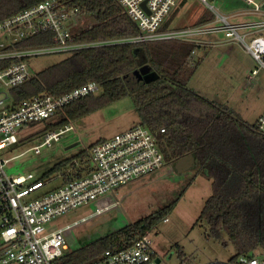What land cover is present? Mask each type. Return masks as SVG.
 <instances>
[{
  "label": "trees",
  "instance_id": "16d2710c",
  "mask_svg": "<svg viewBox=\"0 0 264 264\" xmlns=\"http://www.w3.org/2000/svg\"><path fill=\"white\" fill-rule=\"evenodd\" d=\"M41 0H0V20ZM66 8L80 11L92 7L99 10L95 23L72 31L77 41L124 38L136 34L135 22L116 0H58ZM175 9L166 16L162 28L173 20ZM212 14L196 18L193 24L206 21ZM53 31L39 30L14 42L25 48L53 42ZM12 46H9L10 48ZM199 45L178 39L145 42H118L76 49L59 61L39 70L34 76L9 89L13 105L23 99L46 92L60 95L88 81H95L100 91L80 96L65 104L51 118L43 119L34 132L19 137L42 135L45 131L67 125L105 105L129 95L138 114V123L151 130L164 127L159 145L165 162L191 155L194 166L211 179V193L205 199L194 224L208 223L209 236L220 238L224 232L234 247V254L225 262L236 264L240 256L264 254V134L256 123L240 120L226 105L210 99L188 86L202 57L192 50ZM149 63L159 77L149 83L133 86L127 74L140 64ZM50 118V117H49ZM36 122H31L33 124ZM82 163L64 180L82 175L91 169L87 149L78 152ZM63 159L44 171L45 179L72 166ZM183 193V192H182ZM137 220L79 247L65 250L56 264H94L107 249L131 245L146 231H151L167 218L182 195ZM179 255L182 256L180 250Z\"/></svg>",
  "mask_w": 264,
  "mask_h": 264
},
{
  "label": "built area",
  "instance_id": "2783aa9c",
  "mask_svg": "<svg viewBox=\"0 0 264 264\" xmlns=\"http://www.w3.org/2000/svg\"><path fill=\"white\" fill-rule=\"evenodd\" d=\"M122 11L136 24L138 32L124 38L96 41H77L66 20L80 11L66 8L58 0H41L0 20V264H56L66 247L65 232L72 224L52 230L45 223L84 203L96 207L91 213H101L118 201V187L161 167L164 155L159 145V134L164 127L151 130L135 124L125 131L99 139L87 147L91 169L82 175L68 178L61 185L29 195L45 185L47 179L31 172L11 175L5 171L8 158L2 151L18 141L27 123L53 116L70 101L100 91L95 81H88L60 95L46 92L23 99L13 105L9 89L32 77L27 58L42 53H70L79 48L118 42H145L178 39L206 45L203 34L223 33L228 40L238 41L264 69V0H242L249 4L247 13L259 16L253 20L231 21L207 0L212 17L196 24L162 28V24L179 0H116ZM53 31L51 44L16 48L12 44L39 30ZM9 46H12L11 48ZM195 49L192 50V53ZM258 68H253L250 76ZM257 130L264 134V109L256 120ZM71 126L64 125L45 131L39 144L31 149L38 152L44 144L58 140ZM63 171L79 168L82 159ZM56 172V173H58ZM60 174V175H61ZM87 217V215H86ZM165 218L164 220H166ZM158 251L152 245L149 231L122 249H107L94 264H159ZM236 264H264V254L240 256Z\"/></svg>",
  "mask_w": 264,
  "mask_h": 264
},
{
  "label": "rangeland",
  "instance_id": "374dc122",
  "mask_svg": "<svg viewBox=\"0 0 264 264\" xmlns=\"http://www.w3.org/2000/svg\"><path fill=\"white\" fill-rule=\"evenodd\" d=\"M221 12L229 14L231 21L253 20L258 15L247 13L249 4L242 0H207ZM175 15L168 27L192 25L199 16L209 14L210 9L201 0H179L173 7ZM99 10L96 7L72 14L66 23L72 31L96 22ZM264 33V31H263ZM207 47H196L194 57L202 60L188 81V86L208 98L226 105L237 117L253 123L264 106V69L259 67L251 54L238 41L228 40L223 33L200 36ZM210 39H217L213 44ZM203 45V44H201ZM206 50V51H205ZM66 53H42L27 58L28 70L34 76L39 70L55 63ZM253 68H258L250 76ZM53 119V118H48ZM138 114L129 95H126L89 114L70 121L71 127L49 144H44L38 152L31 149L43 138L40 134L19 140L2 151L8 158L5 171L11 175L31 172L35 177L63 159H76L78 152L87 149L93 142L125 131L138 123ZM41 122L27 123L19 137L36 131ZM58 172L47 179L45 185L32 192L29 197L50 190L64 181ZM183 192V193H182ZM167 219L159 222L149 238L161 255L159 264H207L213 261H227L235 252L233 245L223 232L220 238L209 236L208 223L199 220L194 224L205 199L211 193V179L193 166L176 171L171 163L164 164L138 177L116 190L117 203L101 213H93V203H84L76 208L53 217L45 223L46 230L56 229L85 217L71 225L65 232L66 249H73L101 237L126 223L143 217L157 208L177 198ZM87 215V217H86ZM180 250L182 256L179 255Z\"/></svg>",
  "mask_w": 264,
  "mask_h": 264
},
{
  "label": "water",
  "instance_id": "95a60500",
  "mask_svg": "<svg viewBox=\"0 0 264 264\" xmlns=\"http://www.w3.org/2000/svg\"><path fill=\"white\" fill-rule=\"evenodd\" d=\"M128 81L133 86H140L159 77L158 72L147 62L140 64L136 69L127 74ZM195 160L193 156L186 155L173 162L176 171H183L193 167Z\"/></svg>",
  "mask_w": 264,
  "mask_h": 264
},
{
  "label": "crops",
  "instance_id": "0c3cea01",
  "mask_svg": "<svg viewBox=\"0 0 264 264\" xmlns=\"http://www.w3.org/2000/svg\"><path fill=\"white\" fill-rule=\"evenodd\" d=\"M217 39H210V40H208V42H210L211 44H213L215 41H216ZM199 46H203V48L205 49L206 47H207V45H199ZM196 51V50H195ZM206 51V50H205ZM194 53H197V52H194ZM193 53V54H194ZM197 56H199V55H197ZM250 75V74H249ZM189 87H191V86H189ZM191 88H193L194 90H195V88L194 87H191ZM197 91V90H196ZM200 93V92H199ZM206 96V95H205ZM210 99H212V98H210ZM214 100V99H213ZM219 102V101H218ZM221 103V102H220ZM263 109H264V106H263V108H262V111H263ZM261 113V112H260ZM259 113V114H260ZM259 114L256 116V120H257V118H258V116H259ZM256 120H255V122H256ZM158 256H159V259L161 260V255H160V253H158Z\"/></svg>",
  "mask_w": 264,
  "mask_h": 264
}]
</instances>
